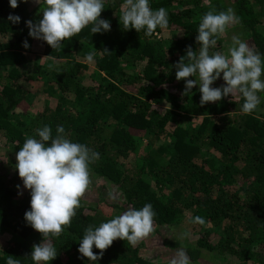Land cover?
<instances>
[{"label":"trees","instance_id":"obj_1","mask_svg":"<svg viewBox=\"0 0 264 264\" xmlns=\"http://www.w3.org/2000/svg\"><path fill=\"white\" fill-rule=\"evenodd\" d=\"M34 1L18 0L19 6L13 9L9 0H0V33L10 36L0 40V137L19 151L27 137L39 138L38 128L50 126L55 137L57 126L62 125L72 142L85 144L100 154L90 169L120 190L119 202L115 203L119 212L102 210L95 204L76 210L70 226L59 237L51 238L58 255L48 264H152L139 254L137 245L127 240H115L97 262L78 252L89 225L97 227L146 203L156 213L154 228L172 225L186 211L218 227L217 238L209 229H203L186 244L163 238L164 244L181 245L191 260L207 251L219 257L234 254L243 261L257 259L256 264H264V120L254 112L242 113L244 101L239 96L201 106L199 92L183 97L178 93L186 81L176 80L174 64L186 55L187 46L198 52V26L210 10L208 5L200 0H184L186 7L169 8L174 0H149L153 10L167 9V28L181 31L165 45L160 38L155 39L163 30L159 27L150 37L144 30H124L121 10L115 0H106L100 18L110 21L111 30L92 34L90 24L62 41L61 49L53 50L44 42L43 55L56 60L45 63L30 59L23 47L25 40H32L25 22L42 19L45 7L44 0ZM231 2L257 52L264 57V0ZM192 13L197 16L192 18ZM9 14L18 15L20 22H10ZM94 48L97 55L93 72L98 78L93 75L92 83L85 84L78 69L89 65L76 57L79 51L86 56ZM216 51L218 45L210 49V53ZM142 61L143 67L139 68ZM37 79L50 82L53 91L58 92L55 105H45L30 120L14 121L10 108L29 92V81ZM163 100L169 106L160 110L157 104ZM184 114L188 115L185 122L168 131L167 122ZM191 117L199 118L192 122ZM132 129L144 130L155 138L172 136L167 161L161 163L145 154L138 167L126 168L124 160L136 151ZM158 149H165V145L160 144ZM237 174L242 177L239 187L233 186ZM16 195L0 173V225L12 227L18 236L14 244L0 250V264H6L9 255L19 258L21 264H34L32 249L26 242L33 228L24 222V214L30 210V192L17 201L13 198ZM42 240L40 235L37 244ZM93 252L99 255L100 250L93 246Z\"/></svg>","mask_w":264,"mask_h":264},{"label":"clouds","instance_id":"obj_2","mask_svg":"<svg viewBox=\"0 0 264 264\" xmlns=\"http://www.w3.org/2000/svg\"><path fill=\"white\" fill-rule=\"evenodd\" d=\"M22 2L27 3L28 0ZM35 2L39 3L38 0ZM105 2L44 0L42 19L35 23L32 20L25 22L29 36L46 42L54 50L61 49L62 41L72 38L90 24L92 34L108 32L111 30L110 21L100 18ZM9 4L13 9L19 6L18 0H9ZM119 18L124 30H144L149 37L158 27L167 29L169 24L167 9L153 10L149 0H124ZM8 20L18 24L21 18L9 14ZM237 22L238 17L231 8L219 12L212 8L203 14L196 36L199 50L193 51L190 45L186 47V55L174 64L175 75L177 81H186L182 96L189 95L193 87L199 85L201 106L229 95L239 96L244 101L242 113L251 114L262 102L259 94L264 93V57L239 36L232 37L227 54L220 51L210 53L229 26ZM23 47L29 48L27 40L23 42ZM103 52L108 50L103 49ZM96 55L94 48L85 58L94 62ZM43 58L55 60L51 55ZM221 74L225 83L213 87ZM36 133L39 138L27 137L16 153L15 167L24 188L30 190V210L25 212L24 219L43 237L42 242L33 245L30 257L34 264H48L58 255L51 238L59 237L70 226L76 210L81 206V199L92 183L90 165L100 158V154L85 144L72 142L62 125L57 126L55 137L48 125L38 128ZM155 216L152 205L146 203L139 210L129 208L97 227L89 225L79 243L78 252L82 257L97 262L117 239L136 245L154 231ZM192 222L206 224L201 216H195ZM182 235L187 237L189 234ZM93 246L100 250L99 255L93 252ZM6 264H21V260L9 255ZM170 264H191V260L186 250L181 248Z\"/></svg>","mask_w":264,"mask_h":264},{"label":"rangeland","instance_id":"obj_3","mask_svg":"<svg viewBox=\"0 0 264 264\" xmlns=\"http://www.w3.org/2000/svg\"><path fill=\"white\" fill-rule=\"evenodd\" d=\"M117 1V2H116ZM35 2V1H34ZM33 2V3H34ZM201 3L208 5L209 9L215 8L217 12L226 11L228 8L233 9V4L231 0H200ZM116 6L121 10V5L124 3V0L120 2L115 0ZM35 4V3H34ZM188 4L184 2V0H174L169 8L175 7H186ZM114 9L113 11H115ZM193 14V13H192ZM235 14V11H234ZM197 16L196 13L192 15V18ZM236 16V15H235ZM237 17V16H236ZM261 20L264 21V16L261 17ZM181 34L179 29H163L162 32H158L155 35V39H159L162 44L168 45L171 44L174 39ZM233 36H239L243 41L247 42L255 51L256 48L254 43L249 36L247 30L244 25L238 20L237 23L229 26L226 34L219 38L217 41V45L219 46V51L227 54V49L231 45V40ZM10 38L8 34L0 33V40H7ZM29 48L25 51L30 59H36L39 62H54L56 60H51L48 58H43L45 55L42 53V49L44 46V41L37 40L32 38V40L28 43ZM85 55H82L81 51L77 53V59L82 60L86 64L89 65L88 68L78 69L81 72L78 73L81 80L85 84L92 83V77L95 75L98 78V74H95L93 71V62H88L85 58ZM139 68L143 67V61L139 63ZM223 74H221V78L214 82L213 87H220L225 82L222 78ZM191 79L195 80V77ZM264 79V77H262ZM29 92L23 95L18 104L12 106L10 108V116L15 121L19 118H23L25 120H30L33 115H36L40 110L48 105L49 107H53L55 105L58 92L53 91L52 84L46 80H31L28 83ZM185 88L182 86L178 89V93L183 92ZM197 91L199 92V85L193 87L191 92ZM200 93V92H199ZM261 96L262 102L259 105L258 109L254 111L255 115L260 119L264 120V93L259 94ZM72 96V95H71ZM228 97L223 98L227 99ZM238 97V96H234ZM220 100L219 102H222ZM160 110L169 106V102L161 101L157 104ZM188 115H183L182 117L173 119L167 122V130L171 131L176 124L184 123L185 119ZM192 122H196L199 117H191ZM134 137L136 139V151L133 154H129V156L124 160V165L127 168H132L133 166L138 167L139 162H141L142 155L150 154L155 157L161 163H165L168 159V155L170 152L169 146L172 144V136L166 135L161 138H155L152 134L140 130V129H132ZM150 141V144H149ZM165 145V149L159 150L158 146ZM211 151H213L211 149ZM18 151L12 147V144L5 137H0V173L3 175L6 180L7 185H11L17 195L13 198L17 201L21 198L22 194L25 192H30V190L25 189L23 186V181L18 175V170L16 169V153ZM214 152V151H213ZM218 156V153L216 154ZM135 162L137 165H135ZM240 165V163H239ZM236 182H234L233 186L239 187L242 182V177L240 174L235 175ZM151 181L153 178L147 176ZM91 185L89 189L86 191L84 197L81 199V207L87 209L88 205H97L98 208L102 210H111L119 212L115 203L119 202L120 194L119 189L116 184H114L111 180L102 177L91 170ZM19 185V188L17 187ZM169 187L165 188V191H168ZM22 193V194H20ZM97 203V204H96ZM193 217L189 211L184 212L172 225H164L158 226L154 228V231L147 237L141 239L136 245L139 249V254L144 258L150 260L152 264H170V260L174 257L176 251L181 249L180 246H170L163 243V238H166L169 242L179 241L181 244H186L187 241H193L203 229L212 230L214 233V237H218L217 231L218 227L207 223L205 225H199L192 222ZM26 222V220H24ZM27 223V222H26ZM158 228V229H157ZM188 233L187 237H184L182 234ZM220 233V232H219ZM40 233L33 229V233L26 238L21 240H25L27 245L32 249L34 244H37V241L40 237ZM18 239L17 233L13 230L12 227H6L0 225V250L5 247L14 244ZM183 249V248H182ZM191 260V259H190ZM257 259H247L243 261L239 259L237 255L227 254L226 257H219L217 255L210 254L205 251L204 254L197 260H191V264H256Z\"/></svg>","mask_w":264,"mask_h":264}]
</instances>
